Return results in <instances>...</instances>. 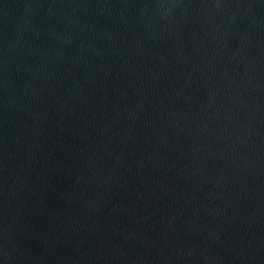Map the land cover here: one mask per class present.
<instances>
[{
    "label": "water",
    "instance_id": "1",
    "mask_svg": "<svg viewBox=\"0 0 264 264\" xmlns=\"http://www.w3.org/2000/svg\"><path fill=\"white\" fill-rule=\"evenodd\" d=\"M0 264H264V0H0Z\"/></svg>",
    "mask_w": 264,
    "mask_h": 264
}]
</instances>
